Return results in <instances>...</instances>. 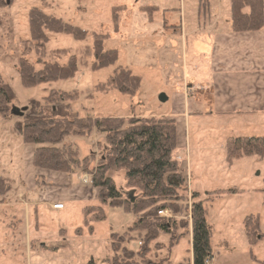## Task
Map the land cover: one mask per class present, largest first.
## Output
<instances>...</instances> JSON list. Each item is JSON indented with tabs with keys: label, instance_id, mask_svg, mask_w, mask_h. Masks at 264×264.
Masks as SVG:
<instances>
[{
	"label": "rangeland",
	"instance_id": "374dc122",
	"mask_svg": "<svg viewBox=\"0 0 264 264\" xmlns=\"http://www.w3.org/2000/svg\"><path fill=\"white\" fill-rule=\"evenodd\" d=\"M144 2L152 0H12L0 9V88L14 97L6 107L5 117L0 116V178L7 180L10 186L0 200V264H90L91 261L92 264H112L109 236L128 232L134 222L132 214L104 206L106 220L92 224L93 231L89 233L82 209L99 204L98 191L90 183L91 172L77 170L73 174H63L33 167L34 147L24 145L16 134L14 125L21 121V116L13 117L10 111L15 108L22 115L32 102L45 107L46 97L57 98L56 94L61 92L76 93L77 100L70 103V112L81 119L175 118L177 149L174 157L186 176L188 211L183 219L174 217L170 211H163V215L158 211L157 216L170 221H186L189 227L191 193L197 192L204 200L206 222L211 228L213 257L210 264H264V160L241 158L229 163L225 150L228 137L264 136V118L205 115L193 116L186 124L181 116L180 102L172 95L174 89L166 83V74L171 69L168 60H160L155 73L153 66L146 64L141 56L145 47L132 36L138 31L133 25L138 23L139 27L134 8L139 11L153 6ZM115 7H124L119 12L117 32L112 25ZM32 8L87 32V37L78 41L71 35L46 33L48 39L42 55L34 48L28 52L29 46L36 45L29 32L28 16ZM197 12L198 0H181L180 13L173 11L172 16L169 11L163 15L152 12L150 15L143 13L142 17L151 22L165 20L168 25L169 22L177 25L182 22L187 34L188 76L200 82L206 74L205 58L204 51L197 52L196 46L205 50L203 35L210 33L209 23L226 24L229 0H209L208 14L200 19ZM197 23L201 30L194 33ZM100 32L108 33L104 50H116L118 59L110 67L95 70L91 34ZM165 32L169 35V29ZM178 37V34L174 36L176 49ZM163 42L164 39L159 40V44ZM144 51L148 55L147 49ZM71 59L77 65L72 79L33 88L22 86L19 76L22 60L39 71L46 63L66 66ZM178 65L175 63V67ZM118 66L139 77L135 96L114 90L107 94L96 92V86L114 75ZM161 96L166 101H160ZM67 141L77 150L80 160L91 159L90 171L108 156L105 136L95 131L86 136H71ZM107 175L114 181L122 199L133 202L140 196L126 187L123 170L110 166ZM233 190L234 193L229 192ZM212 192L216 195L205 201L206 194ZM58 204L62 208L54 209ZM140 215L142 213L138 217ZM248 216L258 220L261 235L253 243L249 242L244 230V220ZM78 229H81L80 234ZM190 238L187 235L170 248L169 237L162 235L150 243L145 256L137 252L139 238L136 233H127L122 246L128 249V254H133L135 264H179L191 259ZM162 245L164 248L159 252ZM135 246L137 251H133Z\"/></svg>",
	"mask_w": 264,
	"mask_h": 264
},
{
	"label": "trees",
	"instance_id": "16d2710c",
	"mask_svg": "<svg viewBox=\"0 0 264 264\" xmlns=\"http://www.w3.org/2000/svg\"><path fill=\"white\" fill-rule=\"evenodd\" d=\"M12 0H0V9ZM124 7L112 9V25L114 30L120 27V11ZM141 12L151 14L158 10L154 7H143ZM209 0H198V17L208 14ZM30 38L36 45L29 46L42 55L47 43L46 33L71 35L75 40L83 41L87 32L73 27L54 16L46 15L38 8L29 11ZM229 24L233 33L258 32L264 30V0H229ZM95 70L112 66L117 62L116 50H104V42L108 33L91 34ZM77 65L71 59L66 66L46 63L39 71L33 65L22 60L19 76L25 88H33L42 84L69 80L75 76ZM140 79L130 70L118 66L114 75L101 85L96 92L107 94L114 90L123 95L135 96ZM44 99L45 107L32 102L21 121L14 125L16 134L26 146H33L32 165L35 169L54 173L73 174L75 171L91 172L90 183L98 191L97 206H86L82 209L84 225L92 233V224L103 222L106 215L104 206L121 209L134 217L128 232L109 236L113 255L112 264H135L133 254H128L122 246L127 233H136L139 238L138 251L145 254L149 245L162 235L169 237V247L176 245L180 239L191 235V259L180 264H206L212 258L210 247L211 228L206 222L204 200L197 192L191 193L190 225L186 221L166 220L158 217V211H170L174 217L186 218L187 186L186 176L175 160L177 149V126L174 119H147L132 117L130 119L101 118L81 119L70 112V103L77 100L76 93L61 92L59 95ZM14 99L11 92L0 88V116L5 117L8 105ZM11 115L14 117L12 111ZM105 136L108 156L93 171L89 170L90 158L82 160L77 150L67 141L71 136H86L91 132ZM226 156L229 163L241 158L264 160V136L228 137L225 141ZM125 172L126 187L137 191L139 197L133 201L122 199L114 181L107 174L109 167ZM10 190L9 182L0 178V200ZM234 193L235 191H229ZM210 195V196H209ZM215 192L207 193L210 200ZM141 217H138L139 214ZM258 220L248 216L244 220V230L249 242L253 243L261 237ZM81 229L77 230L80 234ZM189 231V233H188ZM130 251V250H129ZM131 252V251H130ZM119 253H122L121 256ZM121 257V258H120ZM93 262L91 261L90 264ZM155 264V263H143Z\"/></svg>",
	"mask_w": 264,
	"mask_h": 264
},
{
	"label": "crops",
	"instance_id": "0c3cea01",
	"mask_svg": "<svg viewBox=\"0 0 264 264\" xmlns=\"http://www.w3.org/2000/svg\"><path fill=\"white\" fill-rule=\"evenodd\" d=\"M145 5H153L151 7L156 8L159 15H163L165 11H169L172 16L173 11L181 12V0H152ZM139 11L134 8L133 14L139 27L135 23L133 28L139 32L135 31L136 34L132 36L138 38V44L145 47L141 56L146 64L153 66L155 73L158 62L168 60L171 69L166 74V83L174 89L172 95L180 102L181 116L186 124L193 116L205 115H251L264 118V30L233 33L230 31L229 18H226L223 26H219L217 21L209 23L210 33L203 35L205 50L195 45L197 52L204 51L202 55L206 68L205 77L197 82L188 76L187 34L182 22L179 25L171 22L168 25L165 20L151 22L147 17H142L144 14ZM167 29L169 35L165 32ZM199 30L201 27L197 23L194 33ZM177 34L179 41L176 49L174 36ZM161 39H164L163 44H159ZM146 49L148 55L144 51ZM175 63L179 65L175 67ZM160 248L159 252L164 246ZM167 260L169 262V258Z\"/></svg>",
	"mask_w": 264,
	"mask_h": 264
},
{
	"label": "water",
	"instance_id": "95a60500",
	"mask_svg": "<svg viewBox=\"0 0 264 264\" xmlns=\"http://www.w3.org/2000/svg\"><path fill=\"white\" fill-rule=\"evenodd\" d=\"M160 101L164 102V101H166V98L161 96L160 97ZM23 110H25V109H23ZM12 113H13V115L21 116V113H19V111L17 109H15V108L12 109Z\"/></svg>",
	"mask_w": 264,
	"mask_h": 264
},
{
	"label": "built area",
	"instance_id": "2783aa9c",
	"mask_svg": "<svg viewBox=\"0 0 264 264\" xmlns=\"http://www.w3.org/2000/svg\"><path fill=\"white\" fill-rule=\"evenodd\" d=\"M61 208H62V206L59 205V204L54 206V209H57V210H58V209H61ZM163 214H164V212H162V211L159 212V215H163ZM206 264H210V261H207Z\"/></svg>",
	"mask_w": 264,
	"mask_h": 264
}]
</instances>
